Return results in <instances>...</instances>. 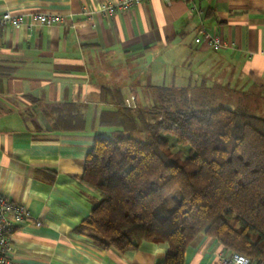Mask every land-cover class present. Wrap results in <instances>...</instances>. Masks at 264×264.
Listing matches in <instances>:
<instances>
[{
    "label": "crops",
    "instance_id": "obj_1",
    "mask_svg": "<svg viewBox=\"0 0 264 264\" xmlns=\"http://www.w3.org/2000/svg\"><path fill=\"white\" fill-rule=\"evenodd\" d=\"M114 1L0 0V13L25 20L62 16L0 29V193L29 215L13 233L15 264H164L165 241L103 248L83 225L99 198L80 180L86 156L96 136L115 130L102 113L124 109L129 95L133 115L156 110L159 87L228 100L264 94V0H144L102 13ZM201 29L222 47L195 43ZM231 255L200 233L182 264H236Z\"/></svg>",
    "mask_w": 264,
    "mask_h": 264
},
{
    "label": "trees",
    "instance_id": "obj_2",
    "mask_svg": "<svg viewBox=\"0 0 264 264\" xmlns=\"http://www.w3.org/2000/svg\"><path fill=\"white\" fill-rule=\"evenodd\" d=\"M157 91L153 122L124 105L102 113L115 130L95 137L80 175L99 196L83 223L92 240L119 251L165 241L164 264H182L186 245L203 233L250 264L264 262V118L241 106L212 108L205 94L198 101L181 89L173 104L163 95L171 89ZM136 121L146 138L121 136L117 129ZM165 134L189 146L185 156Z\"/></svg>",
    "mask_w": 264,
    "mask_h": 264
},
{
    "label": "built area",
    "instance_id": "obj_3",
    "mask_svg": "<svg viewBox=\"0 0 264 264\" xmlns=\"http://www.w3.org/2000/svg\"><path fill=\"white\" fill-rule=\"evenodd\" d=\"M144 0H116L114 2H104L100 5L102 13L112 16L116 12L130 10L136 4ZM193 3L194 0H186ZM62 21V16L55 13L35 12L25 20L23 15L10 11L0 13V29L5 27L20 28L31 25H51ZM195 43H205L207 47L217 50L222 47V42L218 37L209 35L201 29L199 35L194 39ZM125 107H134V96L129 95L123 101ZM29 219L28 212L23 203L10 200L0 193V264H15L12 258L13 245L12 238L16 227ZM40 222L35 221V225ZM230 260L236 264H250L247 257L234 253ZM257 264H264L259 262Z\"/></svg>",
    "mask_w": 264,
    "mask_h": 264
},
{
    "label": "rangeland",
    "instance_id": "obj_4",
    "mask_svg": "<svg viewBox=\"0 0 264 264\" xmlns=\"http://www.w3.org/2000/svg\"><path fill=\"white\" fill-rule=\"evenodd\" d=\"M204 94L207 98L212 97V101L209 103L208 106L215 108V107H226L230 109H235L237 106H241L242 108L246 109L250 114L258 117L264 118V94H256V95H248V94H242V95H230L233 100H228V97L224 98L223 94H211V93H194L193 96L198 100L201 101V98L204 97ZM164 96L170 97L169 99L173 101V104L177 103L180 99V93L176 90L165 91L163 92ZM128 97V96H127ZM166 98V97H165ZM224 98V99H223ZM135 99V97H134ZM165 105H168V99L166 98V101H164ZM179 104V102L177 103ZM161 106V104H160ZM137 110V109H136ZM139 110H147L152 113H154L153 108L143 109V107H140ZM151 117V116H150ZM149 118H145V121L147 122ZM155 120L154 117L151 118L150 122H153ZM118 131H121V136H131L133 138L144 140L146 138L147 132L144 130L142 122L136 121L134 123V127H131L129 129H122L118 128ZM164 138L167 140L169 148L173 151H180L182 152L183 156L186 155L187 150L189 146L178 144L175 141V138L170 134H165Z\"/></svg>",
    "mask_w": 264,
    "mask_h": 264
}]
</instances>
